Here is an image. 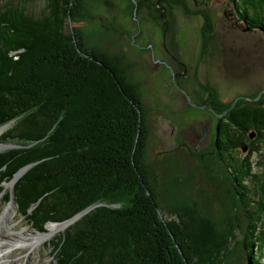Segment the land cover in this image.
Returning a JSON list of instances; mask_svg holds the SVG:
<instances>
[{"label":"trees","instance_id":"1","mask_svg":"<svg viewBox=\"0 0 264 264\" xmlns=\"http://www.w3.org/2000/svg\"><path fill=\"white\" fill-rule=\"evenodd\" d=\"M37 1L43 7L30 11ZM147 1L141 3L150 12L158 10ZM231 1L244 21L264 30V0ZM85 6L86 0H0V126L9 123L0 143L13 144L0 150L4 202L10 194L2 182L27 166L14 191L18 215L32 227L43 230L46 221L61 222L89 208L50 241L56 264H244L240 246L231 248L227 239L224 250L206 251L208 243L215 246L212 221L206 218L211 230L201 226L203 239L195 235L189 242L179 220L186 217L197 229L191 209L176 205L177 212L160 202L145 161L142 98L120 63L91 49L71 24L86 15ZM203 17L208 29L210 18ZM207 89L206 104L225 111L215 155L247 217L245 264H263L264 108L225 102ZM249 128L256 141L245 155L228 157L223 144H244ZM164 209L178 218L164 216Z\"/></svg>","mask_w":264,"mask_h":264},{"label":"rangeland","instance_id":"2","mask_svg":"<svg viewBox=\"0 0 264 264\" xmlns=\"http://www.w3.org/2000/svg\"><path fill=\"white\" fill-rule=\"evenodd\" d=\"M141 2L144 0H86V15L77 16L78 20L71 24L78 25L80 36L91 49L104 50L137 85L146 112L145 161L151 182L162 205L177 212L180 208L176 205L181 211L183 205L191 209L188 216L198 224L197 229L189 225L188 218L182 216L179 220L185 227L187 241L194 242L195 235L203 239L205 233L199 234L200 228L204 225L211 230L209 219L217 230L209 231L211 240L215 237V246L208 243L206 251L224 250L227 239L231 248L240 246L241 262L245 264L242 239L247 217L235 204L230 176L209 144L221 115L204 107V101L210 86L222 101L244 102L248 97L243 95L251 84L261 89L255 99H264V30L244 21L231 0H149L158 9L152 12ZM42 7L41 1L29 5L32 12ZM203 14L210 18L208 29L204 27ZM8 125H1L2 130ZM203 126L210 130L205 149L200 150L196 135L201 134ZM16 179L11 184L10 180L2 182L10 201L4 202L0 192V216L12 202L13 207L8 219L10 229L1 232V236L12 240L23 232L27 239L42 234L44 240L15 245L12 260L16 264H56L49 243L68 223L60 226L46 221L44 229L38 230L19 217ZM162 213L178 218L168 209ZM58 227L60 230L52 234ZM261 253L260 262L264 264V247Z\"/></svg>","mask_w":264,"mask_h":264},{"label":"flooded vegetation","instance_id":"3","mask_svg":"<svg viewBox=\"0 0 264 264\" xmlns=\"http://www.w3.org/2000/svg\"><path fill=\"white\" fill-rule=\"evenodd\" d=\"M256 87L257 86H255L253 84L249 85L248 91L245 93V95H243V96H247L249 99L247 98L246 101H244V102L242 101V106H246L248 108H254V107L255 108H260V107L264 108L263 96H262V98L260 97L259 99H255V96L257 95L258 91L261 90V89L257 90ZM207 101L208 100L206 99L204 101V103H207ZM207 108L212 109V107L208 104H207ZM218 123L219 122L217 120L216 126L214 127V131L212 133L213 135L210 134V136H209L210 143L208 142L210 144L211 148L214 149L215 153L216 152L218 153V149H219V144L217 142L218 141V139H217ZM209 130H210L209 126H203L201 134L196 135V145L200 150L205 149L204 148L205 147L204 142L206 141L205 138L208 137ZM257 136H258L257 132L255 130L249 128L246 140H244V144H237V145H235V147H229L228 145L223 144L224 148H227V150H228L227 151L228 157H232L230 155L231 152L241 153V154L245 155L247 153L248 149L250 148L251 144L253 143L252 141H256ZM229 179L231 180V176ZM230 180H229V182L231 183Z\"/></svg>","mask_w":264,"mask_h":264},{"label":"bare ground","instance_id":"4","mask_svg":"<svg viewBox=\"0 0 264 264\" xmlns=\"http://www.w3.org/2000/svg\"><path fill=\"white\" fill-rule=\"evenodd\" d=\"M12 207H13V202L6 208L5 212L2 213L0 216V264H13V260L11 257V251L14 248L15 245H33L37 244L39 241L44 240V236L42 234H33L31 236V239H27V235L23 234V232H19V236H14L16 238H13L12 240L8 239L6 236H1V232H3L5 229H10L9 227V222L8 219L12 215ZM54 225H59L60 226H66V223H53ZM63 229V228H62ZM60 230L58 227L57 230L53 231V233L57 232ZM25 236V237H24ZM10 237V236H9ZM7 244H6V243ZM12 261V262H11ZM16 264V263H14Z\"/></svg>","mask_w":264,"mask_h":264},{"label":"water","instance_id":"5","mask_svg":"<svg viewBox=\"0 0 264 264\" xmlns=\"http://www.w3.org/2000/svg\"><path fill=\"white\" fill-rule=\"evenodd\" d=\"M235 102V101H234ZM233 102V103H234ZM204 107H207L206 105H204ZM212 110V109H211ZM212 112H214L213 110H212ZM216 113V112H215ZM225 113V111L223 112V114ZM217 115H222V114H218V113H216ZM2 127L3 126H0V130H2ZM1 144V143H0ZM8 146H10V144H1L0 145V148L1 147H8ZM27 166H24V167H22V168H20L14 175H13V177H12V179L9 181L10 182V184L11 183H13V181L18 177V176H20L22 173H23V171L25 170V168H26ZM89 208H86V209H84V210H82V211H80L79 213H77V214H75L74 216H72V217H70V218H68V219H66V220H64V221H61V222H56V223H71L72 221H74L75 219H77L78 217H80L83 213H85L87 210H88ZM53 223H55V222H53ZM246 262H247V260H246Z\"/></svg>","mask_w":264,"mask_h":264}]
</instances>
